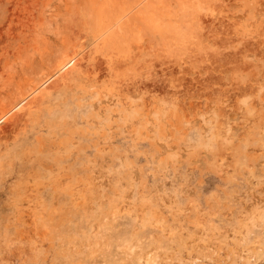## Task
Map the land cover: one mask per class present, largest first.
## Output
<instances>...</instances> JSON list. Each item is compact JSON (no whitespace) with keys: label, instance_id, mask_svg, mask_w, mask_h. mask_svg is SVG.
<instances>
[{"label":"rangeland","instance_id":"rangeland-1","mask_svg":"<svg viewBox=\"0 0 264 264\" xmlns=\"http://www.w3.org/2000/svg\"><path fill=\"white\" fill-rule=\"evenodd\" d=\"M2 116L0 264H264V0H0Z\"/></svg>","mask_w":264,"mask_h":264},{"label":"bare ground","instance_id":"bare-ground-1","mask_svg":"<svg viewBox=\"0 0 264 264\" xmlns=\"http://www.w3.org/2000/svg\"><path fill=\"white\" fill-rule=\"evenodd\" d=\"M70 62L71 61H68V62H66V63H64L63 65H62V67H61V70L63 69H67L68 67H69V64H70ZM71 66V65H70ZM3 118H4V116H2V117H0V122L3 120Z\"/></svg>","mask_w":264,"mask_h":264}]
</instances>
